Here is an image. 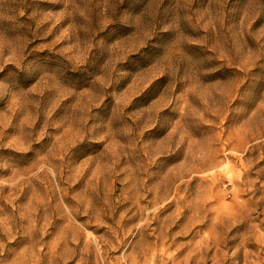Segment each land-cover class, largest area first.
I'll list each match as a JSON object with an SVG mask.
<instances>
[{
	"label": "rangeland",
	"instance_id": "1",
	"mask_svg": "<svg viewBox=\"0 0 264 264\" xmlns=\"http://www.w3.org/2000/svg\"><path fill=\"white\" fill-rule=\"evenodd\" d=\"M0 264H264V0H0Z\"/></svg>",
	"mask_w": 264,
	"mask_h": 264
}]
</instances>
